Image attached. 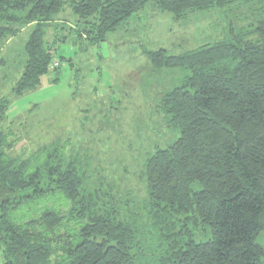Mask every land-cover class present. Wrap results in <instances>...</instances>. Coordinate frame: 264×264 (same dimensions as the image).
<instances>
[{
    "label": "trees",
    "instance_id": "16d2710c",
    "mask_svg": "<svg viewBox=\"0 0 264 264\" xmlns=\"http://www.w3.org/2000/svg\"><path fill=\"white\" fill-rule=\"evenodd\" d=\"M151 6L179 19L244 8L240 26L231 22L223 39L180 54L144 51L156 69L187 72L162 99L166 126L179 135L146 158V219L129 214L120 187L91 183L81 146L69 152V141L57 139L21 148L26 140L3 126L13 100L2 97V264H138L136 252L151 238L154 264H264L257 241L264 230V0H0V43L36 25L13 97L42 85L58 44H99ZM65 13L76 29L46 42L43 27ZM201 226L211 230L208 241L194 240Z\"/></svg>",
    "mask_w": 264,
    "mask_h": 264
},
{
    "label": "rangeland",
    "instance_id": "374dc122",
    "mask_svg": "<svg viewBox=\"0 0 264 264\" xmlns=\"http://www.w3.org/2000/svg\"><path fill=\"white\" fill-rule=\"evenodd\" d=\"M243 8H212L179 19L146 7L99 44L84 41L73 45L72 38L58 44L56 60L42 85L15 98L13 88L25 69L26 44L36 25L22 27L16 36L0 43V99L13 100L10 118L3 126L26 140L21 148L33 149L57 139L69 141V152L81 146V155L91 166V183L120 187L116 191L123 199L130 198L135 209L131 212L130 207L129 214L144 221L149 211L146 158L157 146L165 147L179 135L166 126L162 99L187 73L154 68L144 51L164 48L180 54L223 39L231 22L240 26ZM58 17L56 23L43 27L46 42L63 34L70 36L76 29L71 13ZM58 22L67 23L68 30L59 28ZM62 56L68 60H61ZM57 66L59 81L53 83ZM211 237L208 226L194 232L197 242ZM257 241L264 247V230ZM155 246L153 238L143 243L136 252L138 264H154ZM4 260L1 246L0 264Z\"/></svg>",
    "mask_w": 264,
    "mask_h": 264
}]
</instances>
